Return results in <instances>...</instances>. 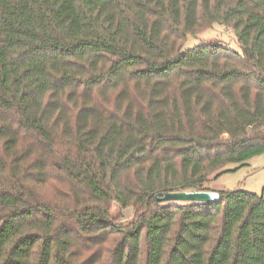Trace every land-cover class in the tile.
Listing matches in <instances>:
<instances>
[{"label":"trees","instance_id":"16d2710c","mask_svg":"<svg viewBox=\"0 0 264 264\" xmlns=\"http://www.w3.org/2000/svg\"><path fill=\"white\" fill-rule=\"evenodd\" d=\"M262 154L264 0H0V264H264Z\"/></svg>","mask_w":264,"mask_h":264},{"label":"rangeland","instance_id":"374dc122","mask_svg":"<svg viewBox=\"0 0 264 264\" xmlns=\"http://www.w3.org/2000/svg\"><path fill=\"white\" fill-rule=\"evenodd\" d=\"M223 28L224 27L220 25H215L198 37H189V42L186 47L190 48L201 43L217 41L234 51L241 52V47L236 39V35ZM236 168L235 165H230L227 169L235 170ZM210 187L211 189L229 191L243 189L264 197V154L253 158L249 162V166L234 172L226 173L216 183H211ZM134 213L132 208L125 210L116 203L112 209V215L118 225H126L131 222L134 219Z\"/></svg>","mask_w":264,"mask_h":264},{"label":"water","instance_id":"95a60500","mask_svg":"<svg viewBox=\"0 0 264 264\" xmlns=\"http://www.w3.org/2000/svg\"><path fill=\"white\" fill-rule=\"evenodd\" d=\"M161 203H210L218 202L220 195L214 191L201 192H170L158 195Z\"/></svg>","mask_w":264,"mask_h":264}]
</instances>
